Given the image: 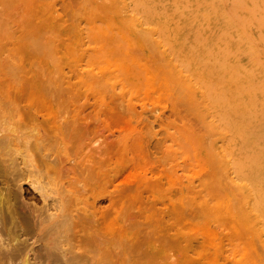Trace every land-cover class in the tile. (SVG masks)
Masks as SVG:
<instances>
[{
    "label": "rangeland",
    "instance_id": "obj_1",
    "mask_svg": "<svg viewBox=\"0 0 264 264\" xmlns=\"http://www.w3.org/2000/svg\"><path fill=\"white\" fill-rule=\"evenodd\" d=\"M0 130L21 215L43 154L78 173L71 264L264 263V0H0Z\"/></svg>",
    "mask_w": 264,
    "mask_h": 264
},
{
    "label": "bare ground",
    "instance_id": "obj_2",
    "mask_svg": "<svg viewBox=\"0 0 264 264\" xmlns=\"http://www.w3.org/2000/svg\"><path fill=\"white\" fill-rule=\"evenodd\" d=\"M254 8H256V7H254ZM146 86H147V84H146ZM1 113H2V111H1ZM4 131H7V130H0V133L4 132ZM22 133H24V132H22ZM8 135H10V134H8ZM23 135H21V136H23ZM5 136L7 137V135H4V137ZM21 136L20 137L18 136L19 140H20V138H24L25 141L29 140V139H26L27 137H25V136L21 137ZM8 137L12 138V135H10ZM8 137H7V139H8ZM1 142H0V144H1ZM12 144H13V142H12ZM201 145H203V144H201ZM2 150H3V148H2ZM7 152H8V150H7ZM3 162H5V165L8 164L6 161H3ZM52 162L53 161H49V156L44 155V154L42 155V164L46 169V170H44V172L46 171V173L48 172V174L53 175L54 178L52 177L51 181H54V184H55L54 188L55 189L49 188L52 186L51 185L49 186L47 184H45V185L42 184V187H40V185H41L40 184L38 186L39 188L34 187V189H37L36 191H38V193H35V192L32 193V195H34L36 200H39V201L42 200V204L45 203L43 208L41 206H39V207H41V210L43 209L42 211L45 210V214H44L45 216L44 215L41 216L40 214H38L39 212L37 210H40V208L36 207L33 203H32L33 205L31 203L30 204L32 206H35V209H37V210H34V211L31 210L32 212L28 215V217H26L25 215L24 216L21 215V212H19L17 206L15 204H13V202H12L13 199H19L20 202L22 201L24 196L20 190L15 192V193L12 192L13 189L12 190L6 189L5 192H2V193L0 192V242L2 241V244H0V256L2 255L4 257H6L7 259L15 260V261L22 259L23 264H31V255L34 254L33 256H36L35 259H37L38 258L37 257L38 252H37V250H35V248H36L35 244L37 242H35V241L31 242L30 238H35L38 242L39 241L44 242L43 243L44 247L42 250L43 252L41 251V253H42L41 255L46 257V259H48V264H55V263H59V262L61 264H64L67 261L70 262V264H71V261L79 262L81 259H83V257L86 254L89 255L91 250H93V249L95 250L96 247L99 249V246H101L100 244H96L93 238H91L92 241H89V247H90L89 249L83 248V246L81 244H79L80 239H78V238H83L82 233L79 234L80 230L85 231L86 229L84 230V228L86 226L89 227V230H93L94 224H95L94 215H88L87 214L86 216H87L88 221L87 222L85 221L86 224L82 225L83 219L81 220V216H80V211H81L80 205L82 203L81 202L82 196L80 194V192H81L80 188H79L80 186H77V184H76L80 181H77L75 183V178H74L78 173L76 175L73 174L74 169H71L69 167V165L67 164V162L63 161V159L57 165L53 164ZM9 165L11 167L10 166L9 167H3V166L1 167L0 166V175L2 174L3 176L8 177L9 179H12L11 181L12 182L14 181L13 183L15 184V178L17 176H19V174H20V172H18L20 170L17 171V169H15V168H17L19 165L16 166L15 168L13 167L14 165L13 166H12V164H9ZM35 167L36 166H34V168ZM30 171H31V169H30ZM222 174L224 175V173H222ZM50 175H49V177H51ZM72 175H74V176H72ZM5 177H3V178H5ZM20 177H22V176L20 175ZM108 178H110V177H108ZM9 179H8V181L6 179V181L9 182ZM17 180H20V179H17ZM20 181H16V182L19 184ZM49 184H51V183H49ZM15 186H17V184ZM18 186L21 189L22 185H18ZM85 186H87V185H85ZM51 189H53L52 191L54 194V197H53L54 200L52 203H50L48 201V199H50V198H48L49 195L51 196V194L48 195V192H49V190H50V192H52ZM24 201H26L25 198L23 199L22 202H24ZM96 209H97V207H96V205H94L93 206V214L96 212ZM81 226L84 228H82ZM78 229H80L79 232H78ZM67 231L72 232L71 233L72 234L71 235L72 240H74V241L78 240L77 242H79L78 244L75 242L76 244H74V246H73L74 247L73 250L75 251V254L71 258L68 257V253H69L68 250L69 249L68 250H66L65 248L62 249V246L59 245L61 242L63 244V241H57V243H56V241L54 242L55 239L60 238L58 235H60L63 232H67ZM55 235H57L58 238L57 237L55 239L49 238L52 240L48 239V236L51 237V236H55ZM79 236H81V237H79ZM58 242H60V243L58 244ZM67 242H68V240H67ZM232 248H234V247H232ZM70 251H71V249H70ZM93 252H95V251H93ZM252 253H254V252L252 251ZM4 257H2V258H4ZM79 258H80V260L77 261ZM83 261L86 262L87 264H95V259H93L91 256H87L86 259Z\"/></svg>",
    "mask_w": 264,
    "mask_h": 264
}]
</instances>
